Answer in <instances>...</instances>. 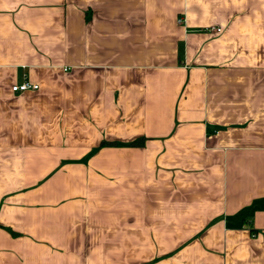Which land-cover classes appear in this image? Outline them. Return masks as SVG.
Here are the masks:
<instances>
[{"label": "crops", "instance_id": "1", "mask_svg": "<svg viewBox=\"0 0 264 264\" xmlns=\"http://www.w3.org/2000/svg\"><path fill=\"white\" fill-rule=\"evenodd\" d=\"M0 264H264V0H0Z\"/></svg>", "mask_w": 264, "mask_h": 264}, {"label": "built area", "instance_id": "2", "mask_svg": "<svg viewBox=\"0 0 264 264\" xmlns=\"http://www.w3.org/2000/svg\"><path fill=\"white\" fill-rule=\"evenodd\" d=\"M182 21L183 19L178 20L179 23H181ZM209 30L215 33L221 32V29L216 27H211ZM37 89H39V85L32 83L31 81L28 80L12 86V91L15 93H20L28 90H37Z\"/></svg>", "mask_w": 264, "mask_h": 264}, {"label": "trees", "instance_id": "3", "mask_svg": "<svg viewBox=\"0 0 264 264\" xmlns=\"http://www.w3.org/2000/svg\"><path fill=\"white\" fill-rule=\"evenodd\" d=\"M145 139H138L133 142L134 145H143Z\"/></svg>", "mask_w": 264, "mask_h": 264}]
</instances>
